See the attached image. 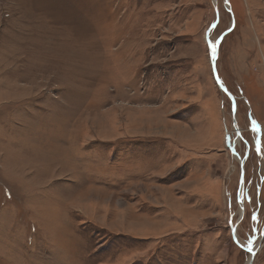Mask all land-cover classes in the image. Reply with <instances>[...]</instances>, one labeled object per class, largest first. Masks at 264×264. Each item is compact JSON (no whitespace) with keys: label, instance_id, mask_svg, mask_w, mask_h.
Returning <instances> with one entry per match:
<instances>
[{"label":"rangeland","instance_id":"1","mask_svg":"<svg viewBox=\"0 0 264 264\" xmlns=\"http://www.w3.org/2000/svg\"><path fill=\"white\" fill-rule=\"evenodd\" d=\"M238 159L264 264V0H0V264H246Z\"/></svg>","mask_w":264,"mask_h":264},{"label":"water","instance_id":"2","mask_svg":"<svg viewBox=\"0 0 264 264\" xmlns=\"http://www.w3.org/2000/svg\"><path fill=\"white\" fill-rule=\"evenodd\" d=\"M224 1V5L227 7V5L229 4V0H223ZM231 24L230 26L227 28V30L224 31V33L222 35H220L214 42V45H215V56H213L212 54V51H211V67H212V73H213V77L215 79V82L217 84V86L219 87V89L224 92L225 94H227V96L230 98L231 100V103H232V124H233V127H234V132L236 134V138L237 139H240L241 137V130L239 129L238 125H237V121H236V118H235V97L234 95L227 89V87L225 86V84L223 83V81L221 80V78L219 77L218 75V71L216 69V58H217V54H218V46H219V43L222 39V37L228 33L233 25H234V17H233V14L231 13ZM213 49V48H212ZM211 49V50H212ZM231 150L234 151V144L232 145L231 147ZM239 160V164H240V180H239V193H238V199H239V202H240V216H239V219L237 220L235 226L233 227L232 229V236H233V239L234 241L239 245L241 246L242 248H244L245 250H247L249 252V257L247 259V262L246 264H252L253 263V258L255 256V253H256V247L257 246H260L259 242L257 243V246L256 247H248V246H244L238 239H237V235H236V225L238 223V221L242 218L243 216V193H242V187H243V181H244V159H238ZM261 238L264 236V226L261 230ZM260 238V239H261ZM260 241V240H259ZM249 249H251V251H249Z\"/></svg>","mask_w":264,"mask_h":264},{"label":"snow or ice","instance_id":"3","mask_svg":"<svg viewBox=\"0 0 264 264\" xmlns=\"http://www.w3.org/2000/svg\"><path fill=\"white\" fill-rule=\"evenodd\" d=\"M212 54L215 56V45H213ZM249 251H251V249H249Z\"/></svg>","mask_w":264,"mask_h":264},{"label":"bare ground","instance_id":"4","mask_svg":"<svg viewBox=\"0 0 264 264\" xmlns=\"http://www.w3.org/2000/svg\"><path fill=\"white\" fill-rule=\"evenodd\" d=\"M234 147H235V144H234ZM233 152V151H232ZM236 157H237V155H236ZM237 159V158H236Z\"/></svg>","mask_w":264,"mask_h":264}]
</instances>
